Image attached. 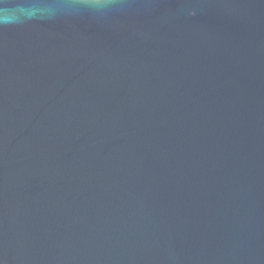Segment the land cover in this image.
I'll list each match as a JSON object with an SVG mask.
<instances>
[{
  "label": "water",
  "instance_id": "water-1",
  "mask_svg": "<svg viewBox=\"0 0 264 264\" xmlns=\"http://www.w3.org/2000/svg\"><path fill=\"white\" fill-rule=\"evenodd\" d=\"M0 9V264H264V0Z\"/></svg>",
  "mask_w": 264,
  "mask_h": 264
},
{
  "label": "clouds",
  "instance_id": "clouds-1",
  "mask_svg": "<svg viewBox=\"0 0 264 264\" xmlns=\"http://www.w3.org/2000/svg\"><path fill=\"white\" fill-rule=\"evenodd\" d=\"M0 19H2L6 23L14 22L10 20L9 14L5 12L3 9H0Z\"/></svg>",
  "mask_w": 264,
  "mask_h": 264
}]
</instances>
